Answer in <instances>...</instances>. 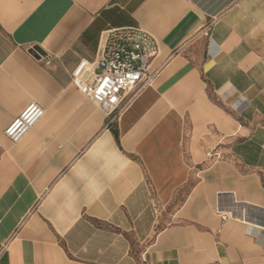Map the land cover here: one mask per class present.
<instances>
[{"label":"crops","instance_id":"1","mask_svg":"<svg viewBox=\"0 0 264 264\" xmlns=\"http://www.w3.org/2000/svg\"><path fill=\"white\" fill-rule=\"evenodd\" d=\"M128 26L163 68L111 123L71 74ZM263 230L264 0H0V264H264Z\"/></svg>","mask_w":264,"mask_h":264},{"label":"built area","instance_id":"2","mask_svg":"<svg viewBox=\"0 0 264 264\" xmlns=\"http://www.w3.org/2000/svg\"><path fill=\"white\" fill-rule=\"evenodd\" d=\"M160 56L158 41L139 27L108 29L101 33L93 61L81 60L71 74V82L109 122L159 77L162 66H155ZM45 116V110L31 104L5 130L13 144L19 143ZM209 161L222 158L214 151ZM223 221L233 218L220 214ZM264 231V230H263Z\"/></svg>","mask_w":264,"mask_h":264}]
</instances>
